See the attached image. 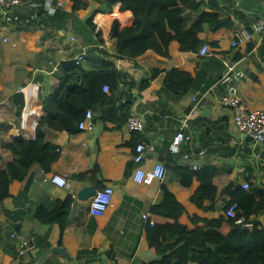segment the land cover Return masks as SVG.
I'll return each mask as SVG.
<instances>
[{"label": "crops", "instance_id": "obj_1", "mask_svg": "<svg viewBox=\"0 0 264 264\" xmlns=\"http://www.w3.org/2000/svg\"><path fill=\"white\" fill-rule=\"evenodd\" d=\"M85 1L87 7L74 12L71 0H22L19 6L0 8V167L11 161L9 144L15 137L33 139L41 133L60 152L49 171L34 164L21 180L9 184V196L0 202V264H154L163 255L149 248L148 221L143 215L154 222L156 217L161 220L150 209L167 193L189 212L195 211L188 201L198 186V171L213 172L219 192L207 219L226 216L227 194L235 187L248 183L264 190V143L236 128L232 108L221 102L226 88L219 82L222 64L237 62L245 72L239 82L242 102L250 110L264 108V39L256 34L239 46L231 44L235 29L264 17V0H201L202 9L215 10L220 19L230 18L233 26L216 30L205 26L198 33L202 43L209 44L207 56L198 54L201 45L196 51L181 52L178 41L172 40L167 57L152 49L136 57H116L111 25L114 20L130 25L132 13L120 11V3L110 12H97L96 0ZM97 13L108 16L100 23L99 39L88 23L89 18L94 23ZM84 50V60L76 63L75 56ZM107 63L117 70L119 80L112 90L102 88L106 94L92 105L94 142L91 131L69 132L51 122L47 136L42 128L57 113L55 97L63 79L68 75L82 79ZM175 69L189 74L180 79L183 86L189 85L181 94L166 84ZM124 111L141 115L143 131H130L124 125ZM178 131L184 138L174 143ZM139 139L146 146L142 165L150 169L162 162L166 167L162 180L150 184L133 180L134 147ZM94 164L99 166L98 182L78 175ZM184 169L195 173L189 187L180 185ZM53 174L65 176L72 187L52 183ZM85 185L114 188L102 215H91L89 201L80 200L71 215L74 196ZM69 196L73 199L62 236L58 223L39 230L36 208H52L56 200ZM249 220H258L264 227V210ZM180 221L195 228L185 216ZM23 240L28 245L19 254ZM58 246L68 256L55 251ZM187 264L199 263L189 260Z\"/></svg>", "mask_w": 264, "mask_h": 264}, {"label": "trees", "instance_id": "obj_2", "mask_svg": "<svg viewBox=\"0 0 264 264\" xmlns=\"http://www.w3.org/2000/svg\"><path fill=\"white\" fill-rule=\"evenodd\" d=\"M71 1L73 12L88 5L85 0ZM96 1L100 4L97 12H110L116 3H120V11H130L133 15L130 25L121 26L118 20H114L111 25L110 36L115 39L116 57H136L149 49L167 57L172 40L178 41L181 52L196 51L204 44L198 33L205 26L213 30L233 26L230 18L220 19L215 10L202 9L205 3L201 0ZM88 23L94 30L92 18L88 19ZM111 66L107 63L100 69L89 71L82 79L73 75L66 76L55 97L57 113L54 117H48L49 123H45L50 125L51 122L56 129L69 132L79 130L78 124L84 118L86 110L91 109L106 94L102 90L103 86L108 85L112 90L117 85L119 74ZM183 78H189V74L172 70L167 76L166 84L176 93H184L189 85L183 86L184 82L180 81ZM124 113L127 117L129 112ZM104 117L107 118L106 115ZM9 149L12 159L6 166L0 167V202L9 196V184L14 179L21 180L34 164L44 172L49 171L60 154L58 147L46 141L41 133L33 139L15 137L10 142ZM83 170L78 173L81 178L98 182L97 164ZM193 176L194 172L182 170L180 185L189 187ZM195 179L198 186L188 201L195 211L189 212L186 205L178 202L170 193L150 209L153 217L154 214L162 216L161 220L156 217L153 225L147 223L149 248L163 255L154 264H187L189 260H195L199 264H264V227L258 220H249L251 215H258L264 210V190L250 186L248 189L235 187L228 191L227 204L236 201V217L242 216L248 222L246 227H239L234 224L235 218H206L205 215L214 207L219 192L214 183L213 172L210 173L208 169L198 171ZM72 199L69 196L65 200H56L52 208L38 206L34 212L35 219L40 223L38 229L44 232L51 224L58 223L62 236ZM183 216L195 225L194 229L181 223ZM175 235L178 239L169 243L170 238ZM175 259H178L176 263Z\"/></svg>", "mask_w": 264, "mask_h": 264}, {"label": "built area", "instance_id": "obj_3", "mask_svg": "<svg viewBox=\"0 0 264 264\" xmlns=\"http://www.w3.org/2000/svg\"><path fill=\"white\" fill-rule=\"evenodd\" d=\"M22 0H0V8H9L13 6H19ZM97 13L94 17V37L99 39L101 24L96 19ZM258 35L260 39H264V17H259L250 22L249 25L237 28L233 32V38L231 41L232 46L236 47L241 45L244 41L251 40L255 35ZM72 40L74 38L72 37ZM209 44L204 43L201 45L198 54L200 56L209 55ZM86 51H82L75 56L76 63H81L84 60ZM245 76L244 70L237 65V62L230 61L225 62L223 72L219 78V82L225 85V92L221 97V102L225 105L230 106L233 111V120L236 128L244 135L250 136L256 142L264 143V108H257L250 110L242 102L240 97L239 82ZM104 91H108V85L103 86ZM124 125L134 132H141L144 128V120L141 115L131 112L127 115L124 120ZM79 128L85 131L93 130V112L91 109L86 110L84 118L78 124ZM184 135L182 131H178L174 137V143H179L183 140ZM146 146L142 139H139L134 147L133 161L135 169L133 172V180L139 184H150L155 180H162L164 178L166 167L162 162H157L152 168L146 169L142 162L145 158ZM50 181L57 186L70 189L72 183L65 176L60 174H53ZM243 188H248L249 184L244 183ZM114 188L111 185H105L102 188L97 189L96 193L92 196L89 201V212L93 216L102 215L113 196ZM225 215L230 218H235L234 224L239 227H246L248 222L241 217H236L238 209V203L233 201L230 204H224ZM144 218L151 224L154 221L148 218L147 214L143 215ZM18 253L22 254L28 245V240H23L18 244Z\"/></svg>", "mask_w": 264, "mask_h": 264}, {"label": "water", "instance_id": "obj_4", "mask_svg": "<svg viewBox=\"0 0 264 264\" xmlns=\"http://www.w3.org/2000/svg\"><path fill=\"white\" fill-rule=\"evenodd\" d=\"M224 66L222 64V70H223ZM222 70H221V73H222ZM97 126H99V123L97 124ZM42 131L48 136L50 135V127H49V124L48 123H45L43 128H42ZM90 134V139H93V142L94 140L96 139V129L95 127L93 128V130H91V132H89ZM250 137V136H248ZM93 142L91 144V150L94 148V145H93ZM261 157L264 158V150L263 152L261 153ZM98 187L96 185H85V186H82L75 194V198L76 200L72 203V212H71V215H73L72 213L77 210L79 208L78 206V200L80 201H90V199L92 198V196L96 193ZM55 251L59 252V253H62V254H65L66 256H68L66 250L60 246L56 247L55 248Z\"/></svg>", "mask_w": 264, "mask_h": 264}, {"label": "bare ground", "instance_id": "obj_5", "mask_svg": "<svg viewBox=\"0 0 264 264\" xmlns=\"http://www.w3.org/2000/svg\"><path fill=\"white\" fill-rule=\"evenodd\" d=\"M105 17H108V16H104L102 14H99L98 17H97V19L99 20V23H101L102 19L105 18Z\"/></svg>", "mask_w": 264, "mask_h": 264}, {"label": "clouds", "instance_id": "obj_6", "mask_svg": "<svg viewBox=\"0 0 264 264\" xmlns=\"http://www.w3.org/2000/svg\"><path fill=\"white\" fill-rule=\"evenodd\" d=\"M22 3V2H21ZM21 5V4H20Z\"/></svg>", "mask_w": 264, "mask_h": 264}]
</instances>
